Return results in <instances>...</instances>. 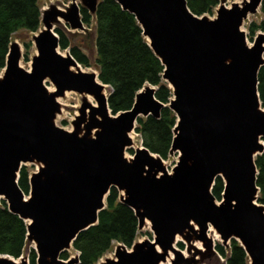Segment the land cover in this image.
<instances>
[{
  "label": "water",
  "instance_id": "1",
  "mask_svg": "<svg viewBox=\"0 0 264 264\" xmlns=\"http://www.w3.org/2000/svg\"><path fill=\"white\" fill-rule=\"evenodd\" d=\"M115 1L136 18L165 68L162 79L173 98L165 105L156 98L157 88L146 84L131 110L113 115L109 86L71 53H60L56 32L62 26L88 31L80 7L95 15L99 1L51 3L41 10V28L32 38L31 70L20 66L22 48L11 42L0 76V200L27 224L37 264L80 263L79 254L67 260L61 255L98 224L112 188L134 211L139 230L150 223L154 240L136 242L131 250L118 244L114 257L98 264H207L219 255L211 228L222 246L236 240L249 264H264L256 166L264 152L258 91L264 33L250 46L242 29L264 0L230 7L221 0L213 19L194 15L186 0ZM67 92L83 96L71 131L56 124L62 114L58 100ZM165 107L177 118L170 156L178 154V162L172 172L144 146L126 157L138 119L159 118ZM28 165L37 171L27 196L18 180ZM218 177L225 183L219 202L212 193ZM177 238L186 243V255L176 247ZM18 260L0 255V264H29L27 256Z\"/></svg>",
  "mask_w": 264,
  "mask_h": 264
},
{
  "label": "trees",
  "instance_id": "2",
  "mask_svg": "<svg viewBox=\"0 0 264 264\" xmlns=\"http://www.w3.org/2000/svg\"><path fill=\"white\" fill-rule=\"evenodd\" d=\"M186 1L189 10L199 17L212 16L219 5V0ZM261 11L262 22L250 26L252 36L258 31L264 32V1ZM82 15L88 27L94 22L96 66L100 81L110 88L108 104L112 114L131 110L137 93L146 84L156 87V98L168 105L173 91L162 79L165 68L150 48L134 15L124 11L115 0H101L95 15H90L86 10L82 11ZM40 19V0H0V72L6 66L13 35L20 31L37 33L41 28ZM56 32L60 38V49H69L71 43L64 31L57 29ZM32 47V42L25 45L26 58ZM71 55L82 66L90 67L88 57L78 47H71ZM258 91L264 105V67L259 73ZM176 124L175 113L165 107L159 118H139L135 132L145 148L167 160ZM256 166L259 203L264 205V152L257 156ZM30 175L29 168L23 166L18 181L27 196L30 192ZM224 189L225 183L218 177L212 190L217 201L222 200ZM120 197L121 193L112 188L106 198V208L99 214L98 224L77 236L73 248L80 255L79 264H98L110 252L114 242L132 248L137 239L139 223L134 211L121 203ZM0 202V255L17 260L28 253L29 264H37L36 251L27 248V224L9 211L6 201ZM179 247L184 250L182 244ZM216 251L226 259V264H249L245 250L236 240L231 241L229 249L217 245ZM68 258L67 252L61 255L63 260Z\"/></svg>",
  "mask_w": 264,
  "mask_h": 264
},
{
  "label": "rangeland",
  "instance_id": "3",
  "mask_svg": "<svg viewBox=\"0 0 264 264\" xmlns=\"http://www.w3.org/2000/svg\"><path fill=\"white\" fill-rule=\"evenodd\" d=\"M71 1L72 0H60L59 4L67 3V2H71ZM98 1H101V0H98ZM243 1L244 0H226L225 5L227 7H230L232 3H239L240 4ZM220 2H221V0H219V5H220ZM51 3H57V0H40L41 10L49 7V5ZM77 3L80 5L81 0H77ZM217 7L214 9V11H213L214 14L212 16L208 15L210 18H212V19L215 18V16H216L215 12H216ZM262 20H263V14H262V11L260 9L257 14L250 15L248 20L244 23L242 29H243V31H245V33L247 35V41L249 44H252L254 42L257 34L259 32H262V31H258L257 33H255L254 36H252L250 34V26L252 24L259 25L262 22ZM59 28H61L64 31L66 37H68V39L71 43V47H74V46L78 47L79 50L84 55H86L88 57L90 67H84L81 65L82 69L85 71H89V72L93 71V72L98 73V69L96 66L97 52H96V47H95V34L96 33H95L94 22L89 27L87 26L88 31H86V32H84V31H72V30H70L69 26H68V28L66 27L67 29L65 28V26H62ZM35 34H37V33H29L27 31H20V32L14 34L12 37V43H18L22 48L23 57L21 59L20 66L27 71L31 70L32 58L35 56L36 50H35L34 45H33V47L30 50V53L28 54V58H26V56H25V45L27 43L32 42V38ZM71 47L69 49H66V50L59 49V51L61 54L70 53ZM2 74H3V71L0 72V76ZM45 85L49 88V90H51V91L55 90V87L49 81L45 82ZM108 93H109V90H107V94ZM87 98L89 99V102H91L92 104H96L94 99L91 96H87ZM58 101L62 105V114L58 116V118L56 120V124H57V126H59L61 128H64L66 130L71 131L73 129L72 123L75 120V117L78 115V110L82 105L83 96H81L77 93H74V92H67L65 94V97L59 98ZM131 137L133 139V145L131 146V148H129L126 151V157H128V158L134 155V152L138 147H142V141H141L139 134H137L134 131L131 134ZM131 151H133V152H131ZM177 162H178V154L169 156V158L167 160H164L165 166L167 167L169 172H172V169L177 165ZM28 168L30 170V173H34L37 171V168L35 166L28 165ZM0 205H1V202H0ZM213 232H215V231L213 230ZM213 232L210 233V231H209V236L214 238L213 240L215 241V245L216 246L222 245L219 235L217 236L218 238H216L215 237L216 233L214 234ZM146 240H150V241L154 240V234L150 228V223H148V225L143 230L138 231V235H137V239H136L135 243L141 242V241H146ZM182 241L183 240L181 238H179V241L177 242L176 247L178 249H180L179 244H182L184 247L183 252L186 255L187 254L186 243L182 242ZM117 245H118V243L114 242L113 247L110 250V252L107 253L101 260L106 259V258H113ZM195 245H196V247L202 249V244L200 242H196ZM33 247H34V244H29L27 248L30 249ZM224 247L226 249H229V247L228 248L226 246H224ZM130 249H128V250H130ZM67 253H68L69 258L73 257L75 255H78V252H76L74 249H71ZM27 254L28 253H26L25 257L27 256ZM16 261L18 262L19 260H16ZM207 264H226V259H224L220 255H218L217 258L213 259L210 263H207Z\"/></svg>",
  "mask_w": 264,
  "mask_h": 264
},
{
  "label": "flooded vegetation",
  "instance_id": "4",
  "mask_svg": "<svg viewBox=\"0 0 264 264\" xmlns=\"http://www.w3.org/2000/svg\"><path fill=\"white\" fill-rule=\"evenodd\" d=\"M83 10H86V11L89 13V11H88L86 8H84L83 6H81V7H80V11H81L82 20H83V15H82V11H83ZM89 14H90V13H89ZM90 15H91V14H90ZM85 26L87 27L86 24H85ZM65 28H66V27H65ZM67 28H68V26H67ZM67 28H66V29H67ZM59 29H61V28H59ZM61 30H62V29H61ZM70 30H71V29H70ZM62 31H63V30H62ZM84 32H85V31H84ZM78 49H79V48H78Z\"/></svg>",
  "mask_w": 264,
  "mask_h": 264
},
{
  "label": "bare ground",
  "instance_id": "5",
  "mask_svg": "<svg viewBox=\"0 0 264 264\" xmlns=\"http://www.w3.org/2000/svg\"><path fill=\"white\" fill-rule=\"evenodd\" d=\"M211 232H213L212 228L210 229V233H211ZM213 233L215 234V232H213ZM217 236H218V234H215V237H216V238H218ZM213 239H214V238H213ZM178 241H179V238H177V242H178ZM171 257H172V254H171Z\"/></svg>",
  "mask_w": 264,
  "mask_h": 264
}]
</instances>
